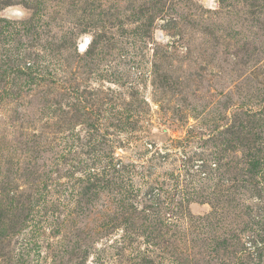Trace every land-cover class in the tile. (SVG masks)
<instances>
[{"label": "rangeland", "instance_id": "obj_1", "mask_svg": "<svg viewBox=\"0 0 264 264\" xmlns=\"http://www.w3.org/2000/svg\"><path fill=\"white\" fill-rule=\"evenodd\" d=\"M0 264H264V0H0Z\"/></svg>", "mask_w": 264, "mask_h": 264}]
</instances>
